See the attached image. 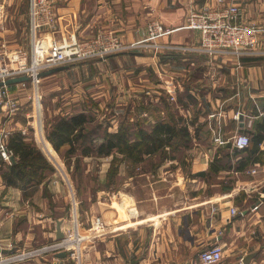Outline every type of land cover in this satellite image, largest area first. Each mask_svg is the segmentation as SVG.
Here are the masks:
<instances>
[{
	"label": "crops",
	"instance_id": "crops-1",
	"mask_svg": "<svg viewBox=\"0 0 264 264\" xmlns=\"http://www.w3.org/2000/svg\"><path fill=\"white\" fill-rule=\"evenodd\" d=\"M83 1L62 2L63 5L74 4L77 8ZM91 1H96L99 7L95 6V17L86 19L85 24L91 26L97 21L105 25L115 23L125 36V29L133 27L129 24L141 18L156 16L167 26H179L188 7L203 8L215 2ZM225 1L242 8L245 22L264 21V0ZM106 2L113 3L111 6L118 11L117 14L126 11L127 15L112 17V12L103 10ZM71 9L76 28H82L83 22L77 25L78 9ZM98 15L102 18H97ZM121 18H130L132 23L128 22L126 26ZM171 38L196 41L198 32L178 30ZM257 49V55L246 57H236L229 52L209 57L179 54L180 59L175 61L177 66H182L183 72H187L188 79L182 85L176 83L180 89H187L186 110L181 115L197 119L198 134L204 135L205 138L201 139L205 142L185 146L190 153L189 158H185V164L175 162L171 156L157 166L155 161L153 164L145 158L132 166L134 171L124 169V176L118 169L116 191L103 194L106 202H103L105 206L101 210L104 223L102 234L93 236L90 245L93 253L85 259V264H202L200 251L214 243L223 248V258L217 264H264V161L254 159L243 166L241 160L246 154H234L240 149L229 142L220 145L213 141L217 134L223 139L233 136L241 123L244 127L242 133L252 138L257 127L264 125V33L260 36ZM152 62L157 65L158 60ZM236 112L241 113L242 120L234 117ZM259 151L264 160V140L259 145ZM147 162L151 163L148 167L152 170L146 169ZM248 170H255V173L246 172ZM136 171L140 172L136 174ZM106 179L107 175L104 183ZM131 181L134 183L130 186ZM113 184L108 183V188H112ZM40 189L24 192L5 185L0 178V250L37 246L47 234L55 236L58 219L54 218L53 233L47 232L52 219L47 214ZM243 197L245 200L242 201ZM255 204L258 208L253 210ZM53 208L56 210L55 206ZM230 208L241 213L232 215ZM5 211L9 212L8 217L1 218ZM64 223L63 220L62 228ZM118 225L126 226L109 231ZM95 243H100L101 250L96 248ZM249 255L252 257L244 261ZM67 261V258L52 256L27 264H67Z\"/></svg>",
	"mask_w": 264,
	"mask_h": 264
},
{
	"label": "rangeland",
	"instance_id": "rangeland-1",
	"mask_svg": "<svg viewBox=\"0 0 264 264\" xmlns=\"http://www.w3.org/2000/svg\"><path fill=\"white\" fill-rule=\"evenodd\" d=\"M62 1L53 0L54 12L62 20L59 34L54 35L48 27L41 28L37 32L41 41H46L44 50H46V45H50L51 40L54 38L57 41H62L65 38L66 42H69L67 40L70 34H74L80 44L98 39H101L104 43H109L116 39L127 47L120 52H111L104 57H102L104 54L96 53L88 59L42 69L45 71L59 66H66L65 69L52 74L37 77L36 81L31 76L32 71L14 76H28L29 80L12 84V87L8 88V98L15 102V109H7L6 106L0 105V145L4 146L9 155L11 150L8 149L7 143L13 132L21 131L28 141L33 139V143L42 150V154L46 156L53 167V172L49 173L39 185L27 192L36 191L41 187L40 191L43 192V199L48 209L47 214H50V219H52L50 229L47 227V232L53 233L55 228L54 218H57V221L62 219L65 223L63 228L61 227L63 232L61 239H56V236L49 237L47 234V237L42 238L37 246L27 248L11 247L7 250H0V255L49 248L62 241H70L71 244H69L74 246L75 249L70 246L69 250H48L52 252L45 251L41 255L11 264H27L31 263L32 260L52 257L60 252L66 253L64 258L68 259L67 264H85V259L91 256L93 248L90 245L91 241L94 240L92 236L100 233L104 226L101 210L105 206L103 202L106 201L103 200V194L116 191L119 182L118 179L116 180V172L110 181L114 183L112 185L113 189L108 188L107 182L110 176L109 172L106 171L107 166L110 165V169L116 167L117 171L121 169L122 175L124 169L127 171L135 170L128 162L129 166L126 167L125 160L128 159L123 155L118 153L110 155L97 154L96 147L102 141L105 131L115 132L122 124H130L132 129H135L140 127L136 123L142 121H145L148 125L154 124L159 119L165 118L169 112H172L175 118L177 116L182 118V120H178V124L188 125L192 137H196L195 139L191 138L190 144L205 142L202 141L205 138L204 135L198 134L196 124L199 123H191V120L195 118L181 115L183 114L182 111L186 110L187 89H180L176 86V83L182 85L183 81L185 83L188 79L185 75L187 72H183L182 66H177L178 62L175 61H178V58L180 59L179 54L184 56L187 54L214 56V53L206 52L202 48L200 30L188 27L187 17L189 11L192 9L194 12H198L201 8L188 7L183 23L172 27L164 24L156 16H149V18H141L140 20L137 18L136 23H132L130 18H121L126 26L129 22L132 23L129 24V27H134L126 28L127 35L125 36L116 27L115 23L109 22L108 24L111 26L105 25L102 21H97L91 26L85 24L86 19L94 18L96 15L93 11L97 6L96 1L84 0L82 4H78L77 8L74 4L72 6L67 3L63 5ZM29 5L30 0H0V71L3 67L7 68L3 69L2 72L12 70L8 68H14L15 66L8 60L9 55L6 54L7 52L23 50L28 54L26 67H31L33 64L34 59L32 58L35 57V54L32 52L33 40L30 18L28 17ZM111 5L113 3L106 2L103 4V10L106 13L112 12V17L117 15L125 17L127 15L126 11L117 14L118 11L114 10ZM69 6L71 7L69 8ZM73 7L78 9L77 25L79 22L85 24H82V28L80 26L76 28L75 16L71 9ZM101 16L98 15L97 18H102ZM156 25L161 26V31H155ZM185 29L197 31L198 39L196 41H176L171 38L174 32ZM94 50H98V47L94 46ZM140 57H143V59ZM4 60L6 65L2 67ZM153 60H158L157 65H154ZM164 101L168 104L166 105ZM81 112H86L93 118V121L88 125V134L84 141L85 146L91 147V152L88 155L83 154L79 150L81 147L72 155H67L64 149L61 152L56 151L47 140V131L51 128L53 122L59 118L70 117ZM240 114V112H236L234 117L237 119ZM238 134L240 133L237 132L228 139H223L220 134H217L213 141L220 145L227 142L232 144L234 136ZM45 143H49L53 148L56 158L48 153L44 147ZM167 152L168 156L163 161L165 162L173 156L175 162L179 164L186 162L185 158L188 159L190 154L188 147L184 145L177 146L174 151L169 150ZM160 158L161 156H146L145 160L154 162V159L160 160ZM0 160L6 164L11 163V158L4 160L1 153ZM145 165H147V170H152L151 167H148L151 163L147 162ZM3 168L5 169V166ZM1 171L0 178L2 179ZM137 172L140 171H136V174ZM246 172L253 174L255 170ZM105 175H107L106 183H104ZM245 176L251 177L252 175ZM132 182L134 183V181H131L130 186ZM241 199L242 201L245 200L244 197ZM237 213H241V211L236 210L235 214H231L236 215ZM8 215L9 212L5 211L1 214V218L8 217ZM79 228L81 234L77 230ZM90 231L93 232L90 233L92 238L84 237L86 233L83 232ZM95 244L96 248L101 250L100 243ZM74 252H76L75 256L79 259L72 258Z\"/></svg>",
	"mask_w": 264,
	"mask_h": 264
},
{
	"label": "built area",
	"instance_id": "built-area-1",
	"mask_svg": "<svg viewBox=\"0 0 264 264\" xmlns=\"http://www.w3.org/2000/svg\"><path fill=\"white\" fill-rule=\"evenodd\" d=\"M53 6V0H30L28 17L30 18V29L33 40L32 52L35 54V57L32 58L34 59L33 64L31 67H26L25 63L28 54L23 50L12 51L11 53L7 52L6 54L9 55L8 60L12 64H15V66L14 68H8L12 70L2 72L3 69H7L3 67V65H6L4 60L2 64L3 68L0 71V81H5L17 75H23L29 71H32V78L37 80V75L43 71L42 69L88 59L96 53L104 54L102 56L104 57L111 52H120L127 47L116 39L109 43H104L101 39H98L89 41L86 44H80L75 35L70 34L67 40L69 42H66L65 38L62 41H57L54 38L51 40L50 45H46V50H44L46 41H41L37 32L41 28L48 27L54 35L59 34L58 31L62 23L61 18L55 14ZM188 14V27L200 30L201 46L204 51L214 53V55L229 52L236 57L257 55L260 36L264 33V21L259 23L245 22L243 20L242 8L239 5L227 3L225 0H215L213 5L203 7L198 12H194L191 9ZM155 31H161V26L156 25ZM94 46L98 47V50H94ZM11 87V85L0 86V105L6 106L7 109L16 108L15 102L8 98V88ZM5 100L6 102H4ZM232 144L240 150L247 148L250 144V136L246 133H240L234 136ZM0 153L4 160L12 157V152L8 155L3 145H0ZM256 209L257 205L253 207V210ZM231 213L235 214L236 209L231 208ZM69 243L70 241H62L49 248H39L12 254L7 253L6 255L1 254L0 264L25 261L31 257L41 255L48 250H69L71 246ZM71 247L74 248V246ZM75 255L76 252L72 254V258L79 259ZM222 258L223 248L219 243H214L199 253V260L202 264H217Z\"/></svg>",
	"mask_w": 264,
	"mask_h": 264
},
{
	"label": "trees",
	"instance_id": "trees-1",
	"mask_svg": "<svg viewBox=\"0 0 264 264\" xmlns=\"http://www.w3.org/2000/svg\"><path fill=\"white\" fill-rule=\"evenodd\" d=\"M164 103L168 104L165 101ZM153 109L156 110L155 107ZM178 120H182V118L178 116L175 118L174 114L169 112L165 118L159 119L154 124L148 125L145 121L137 122L136 125L138 124L140 127L135 129H132L130 124H122L115 132L105 131L103 133L102 141L97 145L96 152L99 155L118 153L126 157L128 160L125 161L132 166L143 161L146 156H161L160 160L154 159L155 164L153 162L155 166L160 165L168 156L167 151H174L177 146H187L191 138H194L188 125H179ZM92 121L93 118L86 112L70 117H61L53 122L47 131V140L58 152L64 149L67 155H72L81 147L79 149L81 153L88 155L91 152V147L85 146L84 141L88 134V125ZM196 121L195 118L191 120V123L194 124ZM91 133L93 132L91 131ZM263 140L264 125H259L252 138L250 137L249 146L234 151V154L239 152L246 154L241 160L243 166L254 159V161H264L260 156L262 152L259 151V145ZM7 147L11 150L15 162L6 164L0 160L1 177L5 185L27 192L39 185L49 173L53 172V167L33 143V139L28 141L21 131L13 132L9 137ZM255 155H257L256 158ZM108 172L110 179L108 176L107 184H110L117 169L111 167Z\"/></svg>",
	"mask_w": 264,
	"mask_h": 264
},
{
	"label": "water",
	"instance_id": "water-1",
	"mask_svg": "<svg viewBox=\"0 0 264 264\" xmlns=\"http://www.w3.org/2000/svg\"><path fill=\"white\" fill-rule=\"evenodd\" d=\"M65 68H66V66H59V67L51 68L49 70H45V71L40 72L37 75V77L38 78L44 77L46 75L52 74V73H54L56 71H59L61 69H65ZM27 80H29L28 76H19V77L8 78L5 81H0V86H3V85L9 86V85H12V84H15V83H19V82H24V81H27ZM239 120H242V115L241 114L239 116ZM238 132H240V133L244 132L243 123L240 124ZM11 162H15V158L13 156L11 157ZM55 236H56V239H61L63 237V232L61 230V221H57V223H56ZM55 256L57 258H64L66 256V253L65 252H60V253L55 254ZM251 257H252V255L247 256L244 261L249 260Z\"/></svg>",
	"mask_w": 264,
	"mask_h": 264
},
{
	"label": "bare ground",
	"instance_id": "bare-ground-1",
	"mask_svg": "<svg viewBox=\"0 0 264 264\" xmlns=\"http://www.w3.org/2000/svg\"><path fill=\"white\" fill-rule=\"evenodd\" d=\"M36 81V80H35ZM33 123V122H32ZM36 123V122H35ZM36 125V124H35ZM40 132V131H39ZM42 135H43V133H42ZM41 147H43V146H41ZM44 147L46 148V150L48 151V153L52 156V157H54V158H56V153H55V151L53 150V148L49 145V144H44ZM46 150H44V151H46ZM42 151V150H41ZM58 156V155H57ZM46 157V156H45ZM55 165V164H54ZM58 169V168H57ZM64 175V174H63ZM64 179V178H63ZM95 225V224H94ZM96 225H98V224H96ZM126 225H118V226H115V227H113L112 229H108L109 231H112V230H118V229H122V228H124ZM97 229V228H96ZM95 229V230H96ZM78 230V232H79V234H81V229L79 228V229H77ZM94 230V229H93ZM83 231V230H82ZM74 232H75V230H74ZM83 233H86L85 235H84V237H91L92 235L90 234V233H93V232H83ZM75 234V233H74ZM100 234H102V230L100 231V233H97V234H95V235H100ZM95 235H93V236H95ZM83 236V235H82ZM92 236V237H93ZM75 237V236H74ZM91 237V238H92ZM73 238V237H72ZM79 239V238H78ZM84 239H86V238H84ZM83 239V240H84ZM90 240V239H89ZM80 243V242H79ZM71 244V243H70ZM73 244V243H72Z\"/></svg>",
	"mask_w": 264,
	"mask_h": 264
}]
</instances>
